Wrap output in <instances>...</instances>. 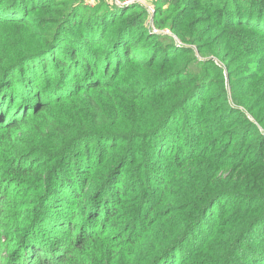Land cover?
<instances>
[{
  "label": "trees",
  "instance_id": "16d2710c",
  "mask_svg": "<svg viewBox=\"0 0 264 264\" xmlns=\"http://www.w3.org/2000/svg\"><path fill=\"white\" fill-rule=\"evenodd\" d=\"M45 1L0 0V264H264V0H197L226 80L124 11L10 44Z\"/></svg>",
  "mask_w": 264,
  "mask_h": 264
},
{
  "label": "rangeland",
  "instance_id": "374dc122",
  "mask_svg": "<svg viewBox=\"0 0 264 264\" xmlns=\"http://www.w3.org/2000/svg\"><path fill=\"white\" fill-rule=\"evenodd\" d=\"M200 3L197 0H46L43 8L27 12L26 20L33 24L31 29L25 30V27L21 29L13 28L10 44H15V41L22 37L25 38L23 44L38 40L41 45L43 39H45V42L51 40L55 31L65 30L68 23L78 20L79 16L83 18V21H86V18L94 16H100L101 18L107 16V18H110L115 12L124 11L126 14L139 16L145 29L150 33H153L154 28L158 30L167 28L170 31L165 35L170 37L173 44L190 48L191 52L180 55V58L185 59V65L189 71H205L208 74L210 73L211 76L219 75L223 80H226L228 69L225 62L212 54L217 49L214 32L219 30V27H212V23L206 19L210 14L205 11ZM185 14L190 19L201 20L199 24L206 32L203 44L209 42L208 46L199 48L197 43H184L172 30L169 22L174 21L177 24V20ZM31 33H35L39 37L29 39ZM207 35H209V39H206ZM135 52L139 56L145 55L144 52L137 49ZM257 54L252 53V55L244 57L251 71L254 70L253 67L255 66L257 72L264 65V55ZM142 74L147 76L145 73ZM252 84L256 86L255 81H252ZM162 97L164 98L163 95ZM18 200L21 199L19 197L12 199L13 202ZM31 220H27V222Z\"/></svg>",
  "mask_w": 264,
  "mask_h": 264
},
{
  "label": "built area",
  "instance_id": "2783aa9c",
  "mask_svg": "<svg viewBox=\"0 0 264 264\" xmlns=\"http://www.w3.org/2000/svg\"><path fill=\"white\" fill-rule=\"evenodd\" d=\"M169 29H167V28H165V29H162V30H158V29H156V28H154V30L152 31L153 33H162V34H167V33H169Z\"/></svg>",
  "mask_w": 264,
  "mask_h": 264
}]
</instances>
